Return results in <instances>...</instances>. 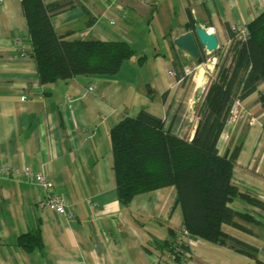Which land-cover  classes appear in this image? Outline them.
Here are the masks:
<instances>
[{"label":"crops","instance_id":"crops-1","mask_svg":"<svg viewBox=\"0 0 264 264\" xmlns=\"http://www.w3.org/2000/svg\"><path fill=\"white\" fill-rule=\"evenodd\" d=\"M61 2L69 4L52 11L51 22L64 39L125 40L138 57H131L122 68L125 61L112 75L41 84L21 0L0 1V168L8 166L15 172L0 173V264H169V253L160 258L152 244L180 238L182 213L175 188L137 194L128 205H121L109 129L124 115L144 109L162 118L169 133L191 139L198 123L193 115L196 92L204 96L207 73L214 70L179 50L173 38L194 31L186 27L191 18L194 25L211 26L217 51L225 50L232 41L228 28L246 26L264 10V0L45 1L52 6ZM156 8L167 12L156 13ZM155 15L168 20L160 36L165 52L156 50L158 40L141 45V33L134 36L136 23L148 22L149 16L152 22ZM118 18L125 30L115 25ZM199 53L206 60L215 59L200 47ZM185 68L194 70L183 81ZM127 71L133 75L129 80ZM90 84L93 91L88 90ZM263 90L264 81L234 107L240 113L228 124L221 146L224 150L241 142L232 182L264 204V106L259 100ZM24 168L50 174L51 190L66 198L64 213L39 206L46 190L25 177ZM230 206L250 213L257 223L234 219L250 231L229 224L222 230L256 247L258 261L185 236L181 240L190 250L187 263L264 264V210L241 198ZM36 229L40 246L26 250L17 245L19 235Z\"/></svg>","mask_w":264,"mask_h":264},{"label":"trees","instance_id":"trees-1","mask_svg":"<svg viewBox=\"0 0 264 264\" xmlns=\"http://www.w3.org/2000/svg\"><path fill=\"white\" fill-rule=\"evenodd\" d=\"M45 1L21 0L41 84L67 81L76 76L112 75L136 55V49L125 40L64 39L55 30L51 13L69 2L52 6ZM186 27L194 29L191 18ZM246 28L244 38H237L228 28L232 41L221 52L223 57L216 52V71L196 108L198 123L191 140L169 133L164 129L162 118L144 109L121 117L109 129V137L116 194L121 205H128L137 194L174 186L182 224L189 236L258 261L256 247L222 230L223 224H229L250 231L234 219L257 223L250 213L230 206L236 198L264 210L262 202L240 191L232 182L241 142L224 150L221 146L233 108L264 81V10L249 21ZM205 59L199 56L195 62L198 64ZM188 76L183 74L180 79L186 81ZM259 100L264 106V90L259 93ZM169 232L173 231L169 229ZM39 234V229L23 233L16 243L33 250L42 244ZM152 245L159 251L160 258L166 253L173 255L169 264H178L190 255L189 247L180 238L173 243ZM146 249L149 250L147 246Z\"/></svg>","mask_w":264,"mask_h":264},{"label":"built area","instance_id":"built-area-1","mask_svg":"<svg viewBox=\"0 0 264 264\" xmlns=\"http://www.w3.org/2000/svg\"><path fill=\"white\" fill-rule=\"evenodd\" d=\"M111 23H113V22L111 21ZM205 28L207 30H209L210 32H213V28L211 26L205 27ZM230 29H231V31H233V33L235 34V36L237 38H244L245 35L247 34L246 26H243L240 28L230 27ZM215 60L216 59L213 58L212 62L214 63ZM192 72H193V68H185L183 70L184 75H191ZM170 73H172V72H170ZM180 80H182V79H180ZM94 87H95L94 85L90 84L88 86V90L93 91ZM20 99L25 100L26 96L22 95L20 97ZM237 104H238V102H237ZM239 113H240V110L233 108L232 116L229 119L228 124H230L231 121L233 120L234 116L238 115ZM241 115H242V113H241ZM262 135L264 136V131L262 132ZM0 173L12 174V175L15 174L14 170L8 166L1 167ZM22 173L25 177H27V178L35 181L36 183L40 184L46 190V196H45L44 200L41 202V204L39 205L41 208L46 207V208H49L56 213H64V209L67 205L66 198H65L63 193H59V192H55V191L51 190L52 181H51L49 173H47L45 170H42L40 172H34L30 168H24ZM68 218L71 219L72 218L71 215H68ZM177 233L179 234L180 240L182 238H184L185 236H189L188 232L185 230V228L183 226L177 231ZM170 257H173V255L171 254ZM178 264H187V263H186L185 259H181Z\"/></svg>","mask_w":264,"mask_h":264},{"label":"rangeland","instance_id":"rangeland-1","mask_svg":"<svg viewBox=\"0 0 264 264\" xmlns=\"http://www.w3.org/2000/svg\"><path fill=\"white\" fill-rule=\"evenodd\" d=\"M158 6H163V4H159ZM161 10H164V9L156 8L155 9V12L156 13H159ZM164 11L167 12V10H164ZM150 19L151 18L149 16L148 22H149ZM118 20L119 21H115V25H119V27L122 30H125L124 29L125 24H123V21H121L120 18H118ZM167 21L168 20H166L165 22H167ZM112 22L114 23V21H112ZM148 22L145 23V21H143L142 22L143 24H140L139 22H137L136 25L134 24L135 25V33H134V36L136 35L137 32L141 33V37L139 39V43L141 45H147V44H149V43H151L153 41L158 40L156 43H154V46H155L156 50H158V51L161 50L162 52H165V47H164L163 42H162L164 40H163V38H160V36H162V34L164 33V31L166 30L165 29L166 25H165V22H164V15H161L158 19H156V15H155L154 16V20L152 22L151 21L149 23ZM127 33L128 32H126V34ZM223 51L224 50H219V52L218 51H215V53L218 52L219 55H221V54L223 55V53H221ZM215 53H214V57L218 59L217 53H216V55H215ZM136 56L138 57V55H136ZM136 56H134V58H136ZM134 58H132L131 61H133ZM128 62L129 61L125 62L123 64L122 68H124V66ZM203 65L211 66V67H213V70H214V73H212V74L207 73L208 74V77L205 79V81H207L208 84H209L211 78H213V75L215 74V71H216L215 64L212 65V59H210V60H206L205 59V62L203 63ZM208 71L211 72L210 70H208ZM118 74H121V76H124V77H125V74H126L128 76V78H127L128 80L130 79V77H133V75H131L130 72H128V71L125 74L122 73V72H119ZM189 76H192V75H189ZM196 93L198 94V98L196 97V100L194 101V104H193V111H194L193 112V115H194V117H196V108H197L198 104L201 102L202 98L204 97V96L203 97H199L201 91L200 92H196ZM194 134H195V131H194ZM194 134H193V136H194ZM193 136H192V138H193ZM184 139H186V138H184ZM191 139H188V140H191ZM147 196H149V195H147ZM169 257H170V255H169ZM185 260H186V263H187V260L188 259H185ZM187 264H189V263H187Z\"/></svg>","mask_w":264,"mask_h":264},{"label":"water","instance_id":"water-1","mask_svg":"<svg viewBox=\"0 0 264 264\" xmlns=\"http://www.w3.org/2000/svg\"><path fill=\"white\" fill-rule=\"evenodd\" d=\"M193 30L173 38V44L194 59L199 57V47L206 56L214 54L219 48L215 33L200 25H194Z\"/></svg>","mask_w":264,"mask_h":264},{"label":"clouds","instance_id":"clouds-1","mask_svg":"<svg viewBox=\"0 0 264 264\" xmlns=\"http://www.w3.org/2000/svg\"><path fill=\"white\" fill-rule=\"evenodd\" d=\"M215 59H216V58H215ZM215 62H216V60H215ZM215 62H214V63H215Z\"/></svg>","mask_w":264,"mask_h":264}]
</instances>
